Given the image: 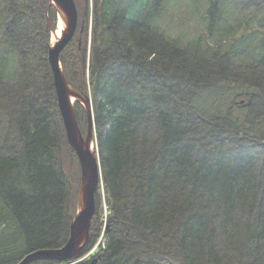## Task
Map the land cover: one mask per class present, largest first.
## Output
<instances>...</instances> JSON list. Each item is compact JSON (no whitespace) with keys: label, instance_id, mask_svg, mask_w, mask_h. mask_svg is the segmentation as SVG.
Masks as SVG:
<instances>
[{"label":"trees","instance_id":"obj_1","mask_svg":"<svg viewBox=\"0 0 264 264\" xmlns=\"http://www.w3.org/2000/svg\"><path fill=\"white\" fill-rule=\"evenodd\" d=\"M49 3L0 0V264L62 247L77 210ZM75 4L61 67L102 178L81 257L103 236L100 264H264V0Z\"/></svg>","mask_w":264,"mask_h":264},{"label":"water","instance_id":"obj_2","mask_svg":"<svg viewBox=\"0 0 264 264\" xmlns=\"http://www.w3.org/2000/svg\"><path fill=\"white\" fill-rule=\"evenodd\" d=\"M50 7L54 6L58 23L62 25L61 36L50 43L48 62L52 72L58 107L66 131V138L70 148L76 154L81 169L80 189L77 210L70 225L69 237L59 248L35 250L16 264H34L42 261L59 263L71 262L81 257L89 243L91 225L96 214V196L101 185V166L97 138L94 131L93 107L89 97H84L73 90L66 79L61 67V54L74 40L78 28V9L75 0H50ZM55 30L52 31V35ZM83 106L87 117V133L79 129L75 112V104ZM242 104L244 102H241ZM76 264H100V257L91 261Z\"/></svg>","mask_w":264,"mask_h":264},{"label":"rangeland","instance_id":"obj_3","mask_svg":"<svg viewBox=\"0 0 264 264\" xmlns=\"http://www.w3.org/2000/svg\"><path fill=\"white\" fill-rule=\"evenodd\" d=\"M168 24V20L167 19H165V22H164V25H167ZM186 29H188V27H185ZM61 57V56H60ZM51 75H52V72H51ZM19 81H18V78H15L13 81H11V83H13V85L14 84H17ZM8 83V82H7ZM54 83V82H53ZM74 90V89H73ZM56 93V92H55ZM56 99H57V97H56ZM240 100V99H239ZM242 102V101H241ZM57 104H58V102H57ZM59 108V107H58ZM60 111V110H59ZM76 112V111H75ZM84 113H85V115H86V112H85V109L83 108V106L81 105V107L79 108V110H78V113L76 114V116H77V120H78V123H79V126H80V128L79 129H81L82 131H83V133L86 135V133H87V123H86V121H84V119H86V116L84 115ZM61 114V113H60ZM85 117H84V116ZM62 118V117H61ZM62 122H63V120H62ZM64 125V124H63ZM64 129H65V127H64ZM66 132V131H65ZM102 236V235H101ZM102 239H103V236L98 240V243H97V245H95L94 246V248L91 250V251H89L88 253H86L84 256H88L89 255V257H88V261H91L96 255H98V253L97 252H99V248H97V246H98V244L100 243V240L102 241ZM90 253V254H89ZM84 256H82V257H84ZM86 256V257H87ZM85 257V258H86ZM76 262H78V260H76V261H71V262H66V263H70V264H75Z\"/></svg>","mask_w":264,"mask_h":264},{"label":"bare ground","instance_id":"obj_4","mask_svg":"<svg viewBox=\"0 0 264 264\" xmlns=\"http://www.w3.org/2000/svg\"><path fill=\"white\" fill-rule=\"evenodd\" d=\"M61 28H62V25L61 23L59 22L58 23V27L55 31V33L52 35V38H51V42L54 43V41H56L57 38H59L61 36ZM3 42V41H2ZM4 43V42H3ZM6 43V42H5ZM95 249V248H94ZM90 254V253H89ZM89 256V255H88ZM25 257V256H24Z\"/></svg>","mask_w":264,"mask_h":264},{"label":"built area","instance_id":"obj_5","mask_svg":"<svg viewBox=\"0 0 264 264\" xmlns=\"http://www.w3.org/2000/svg\"><path fill=\"white\" fill-rule=\"evenodd\" d=\"M87 257H88V256H87ZM87 257H86V258H87ZM86 258H83L82 260H84V259H86Z\"/></svg>","mask_w":264,"mask_h":264}]
</instances>
